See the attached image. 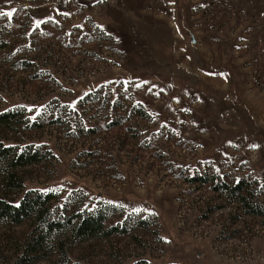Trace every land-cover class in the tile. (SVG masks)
<instances>
[{
    "label": "rangeland",
    "instance_id": "rangeland-1",
    "mask_svg": "<svg viewBox=\"0 0 264 264\" xmlns=\"http://www.w3.org/2000/svg\"><path fill=\"white\" fill-rule=\"evenodd\" d=\"M0 12H12L0 113L17 111L0 125V148L13 146L0 195H51L50 218L103 211L124 229L82 238L0 219V264H264V0H0ZM35 150L41 161L11 164ZM239 180L260 215L213 188ZM27 243L43 250L26 261Z\"/></svg>",
    "mask_w": 264,
    "mask_h": 264
},
{
    "label": "trees",
    "instance_id": "trees-1",
    "mask_svg": "<svg viewBox=\"0 0 264 264\" xmlns=\"http://www.w3.org/2000/svg\"><path fill=\"white\" fill-rule=\"evenodd\" d=\"M16 116L17 111L9 110L0 113V125L14 122ZM12 149L13 146L0 148V158L3 156L8 157L11 151H13ZM42 159L43 153L39 150L30 151L28 154L15 152L13 159H11V164H13V166H18L28 162H38ZM192 180H204L206 182H210L211 179L200 177L199 179ZM6 182L7 187L12 188L11 183L13 182V179L9 178ZM245 183V180H239L235 184L229 185L223 181H218L213 185V188L217 191L225 193L233 200L241 203L249 214L260 215L263 211L260 209L259 205L254 204L248 199L247 196L248 194H251V191ZM50 199L51 195L43 196L35 191L26 192L18 203L13 202L12 200H7L6 197L0 195V219L17 224L29 218H36L40 220L43 231L46 233H50L54 229L60 230L63 226L67 225L71 228L75 235L82 238L99 235L100 233L113 234L115 232L123 233L124 231L123 228L120 229L119 225L108 227L105 223L106 214L103 211L96 214H89L87 216L79 213L75 215V219L69 217L63 221L50 218L45 215V212L47 211L45 204H47ZM42 248L43 243H27L24 247L22 258L26 261L31 260L30 258H33L35 254H38L40 252L39 250H43ZM29 255L30 257H27Z\"/></svg>",
    "mask_w": 264,
    "mask_h": 264
},
{
    "label": "snow or ice",
    "instance_id": "snow-or-ice-1",
    "mask_svg": "<svg viewBox=\"0 0 264 264\" xmlns=\"http://www.w3.org/2000/svg\"><path fill=\"white\" fill-rule=\"evenodd\" d=\"M2 15H7L9 18H11L12 12H8V13L0 12V16Z\"/></svg>",
    "mask_w": 264,
    "mask_h": 264
}]
</instances>
